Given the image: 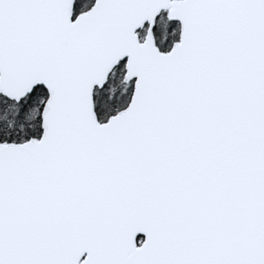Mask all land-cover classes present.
Masks as SVG:
<instances>
[{"label": "snow or ice", "instance_id": "1", "mask_svg": "<svg viewBox=\"0 0 264 264\" xmlns=\"http://www.w3.org/2000/svg\"><path fill=\"white\" fill-rule=\"evenodd\" d=\"M0 264H264V0H0Z\"/></svg>", "mask_w": 264, "mask_h": 264}]
</instances>
